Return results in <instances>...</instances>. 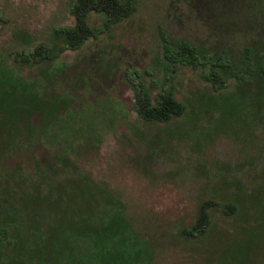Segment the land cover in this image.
Segmentation results:
<instances>
[{"label": "rangeland", "instance_id": "374dc122", "mask_svg": "<svg viewBox=\"0 0 264 264\" xmlns=\"http://www.w3.org/2000/svg\"><path fill=\"white\" fill-rule=\"evenodd\" d=\"M72 1L0 0V131H9L14 116L42 102L41 111L32 110L19 123V140L0 143V204L22 244L5 255L57 264L55 248H42L51 241L66 264L70 239L92 260L96 233L97 239L102 234L125 239L134 253L129 264H219L238 239L262 242L250 264H264V111L251 107L250 96H230L236 104H223L203 66L175 65L169 72L159 37L163 29L171 40L186 39L212 54L225 50L239 67L246 46L256 58L264 53V0H139L131 17L78 50L19 66L20 78L40 92L20 94L12 82L10 53L51 44L53 31L73 22ZM135 70L152 96L170 90L185 104V113L166 123L143 121L127 80ZM229 86L236 84L231 80ZM114 101L125 114L112 110ZM90 105L98 109L93 121L101 128L93 134L98 148L87 159L77 162L68 148L65 159L61 141L50 148L24 140L56 116L69 120L68 111L87 113ZM75 121L84 124L81 117ZM23 144L31 150V168L23 166ZM22 167L23 178L15 182ZM38 178L44 181L40 187ZM35 193L39 199L32 201ZM71 194L88 200L71 207ZM53 198L60 207L51 204ZM207 198L237 210L228 215L214 210L206 233L186 240L180 230L195 220ZM80 218L87 230L82 235L73 228ZM66 227L72 228L69 235L61 234Z\"/></svg>", "mask_w": 264, "mask_h": 264}, {"label": "trees", "instance_id": "16d2710c", "mask_svg": "<svg viewBox=\"0 0 264 264\" xmlns=\"http://www.w3.org/2000/svg\"><path fill=\"white\" fill-rule=\"evenodd\" d=\"M138 1L73 0L69 7L73 22L71 25H65L54 30L51 44L38 43L33 48H17L10 53L12 82L16 85L17 92L20 90V94H26L28 97L40 94L33 82L24 81L20 78L17 72L19 66L35 64L44 60L51 61L66 50H78L86 42L97 39L100 34L131 17L138 8ZM159 37L163 59L169 72L171 67L175 65L192 68L203 66L207 70L205 73L206 80L210 83L213 92H218L221 96L223 104H236L228 99L230 96H237L242 100L250 96L252 97L249 102L251 107L257 106L264 111V53L256 58L253 48L246 46L239 60L240 66L236 67L225 50L212 54L201 50L199 45L186 39L171 40L163 29L159 30ZM127 80L133 90L134 110L143 121L147 123H166L172 118L185 113V104L175 99L170 90L163 88L155 96H152L149 86L140 78L138 71L130 72L127 75ZM231 80L236 84L234 88L229 86ZM112 103L114 107L112 110H115L116 113L125 114L123 106L118 101ZM29 109L28 113L37 109L41 111L42 102L32 106V108L29 107ZM43 110L46 112L45 109ZM95 110H98L96 105H90V112L88 111L87 113L80 110L75 115L74 112L70 113L68 111L67 117L69 120L65 118L66 115L64 117L56 116L46 126L45 130L32 132L24 140L29 143L28 145H31L32 142H40L50 148H55V145L61 141L64 145L61 153L65 159L68 158L66 154L68 149L70 157H74L77 162L81 159H87L89 152L97 150L99 145L93 138V134H99L101 128L99 124H95L93 121ZM25 115L14 116L8 123L9 131H6V133L0 131V143L8 142L7 137H9L10 142L20 139L18 136L21 128L18 125L21 121H24L23 117ZM76 117H81L84 120V124H78L75 121ZM26 126L28 125L25 124L24 127L26 128ZM51 134L53 135L51 136ZM27 146L23 144L19 150L24 160L23 166L31 168L32 160L30 158L32 155L30 148ZM23 170L22 167L16 172L15 182L23 178L22 174H20ZM39 170L40 168L36 167V176H39L37 173ZM40 182L44 181L38 178L36 183L38 187H40ZM94 188L98 189V187ZM80 193L84 194V190H81ZM29 199L36 201L39 197L35 193L30 195ZM51 200L53 206H61L56 198ZM86 200L88 198L83 195L77 197L71 194L68 199L70 201L68 205L73 207V204L82 203ZM58 210L61 211L60 208ZM214 210H220L228 215L230 212L234 214L237 208L231 203H222L211 198L204 199L199 203L195 220L180 230L181 236L190 241L199 240L206 233L210 225L211 213ZM9 220L5 207L0 204V252H4V254H0V264H48L47 261L39 262V260L31 258V256L28 259L20 255L11 258L5 255L6 252L11 253L17 247L22 246L13 237V232L17 229V225ZM82 220L83 218L73 221V228L80 235L86 230ZM107 225H102L105 226L103 229ZM71 229L66 227L61 231V234L69 235ZM97 235L95 233V239H91L90 242L94 244L96 254L92 260L83 255L82 251H80L81 248L77 250L75 246L72 247V242L68 239L70 259L67 260L66 264H129L133 260L134 253H131L132 251L127 246L125 239H107L104 234L101 235V239H97ZM261 235L264 236V230L261 231ZM52 243L51 241L46 242L42 248L46 245H51L52 248H55V261L57 264H61L63 258L58 254L59 248L53 246ZM260 247H262V242L259 240L238 239L223 253L219 264H250V261L254 262L256 260L255 254L261 250ZM38 250L35 248L29 252ZM232 254L233 256L231 257Z\"/></svg>", "mask_w": 264, "mask_h": 264}]
</instances>
